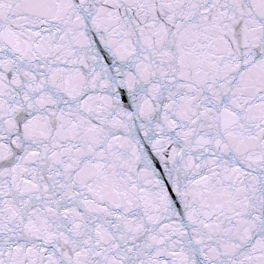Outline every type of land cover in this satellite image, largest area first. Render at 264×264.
<instances>
[{
	"label": "water",
	"instance_id": "water-1",
	"mask_svg": "<svg viewBox=\"0 0 264 264\" xmlns=\"http://www.w3.org/2000/svg\"><path fill=\"white\" fill-rule=\"evenodd\" d=\"M0 264H264V0H0Z\"/></svg>",
	"mask_w": 264,
	"mask_h": 264
}]
</instances>
